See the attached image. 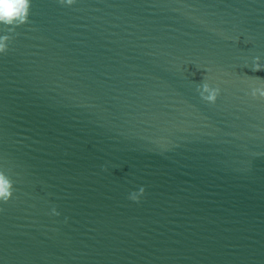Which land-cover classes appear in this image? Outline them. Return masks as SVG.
Instances as JSON below:
<instances>
[{"label": "water", "instance_id": "obj_1", "mask_svg": "<svg viewBox=\"0 0 264 264\" xmlns=\"http://www.w3.org/2000/svg\"><path fill=\"white\" fill-rule=\"evenodd\" d=\"M10 36L0 264H264V0H31Z\"/></svg>", "mask_w": 264, "mask_h": 264}, {"label": "clouds", "instance_id": "obj_2", "mask_svg": "<svg viewBox=\"0 0 264 264\" xmlns=\"http://www.w3.org/2000/svg\"><path fill=\"white\" fill-rule=\"evenodd\" d=\"M62 4L71 5L74 0H60ZM31 0H0V53H4L9 47L11 39L10 33L13 32L15 26L27 21L30 11ZM252 69H264V60L260 56L255 55L251 58ZM198 95L201 99L211 103L215 101L218 94V87L212 86L206 79H201L195 84ZM250 94H257L264 97V79H261L259 85L252 87ZM103 167V165H101ZM13 191V181L9 175V170L0 167V202L7 201ZM144 192V186L139 185L135 189L127 193V197L133 201L140 199ZM50 211L53 214L57 213L55 207Z\"/></svg>", "mask_w": 264, "mask_h": 264}]
</instances>
